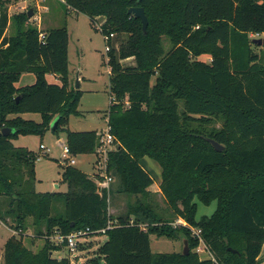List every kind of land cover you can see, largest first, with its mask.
Masks as SVG:
<instances>
[{
	"label": "trees",
	"instance_id": "trees-1",
	"mask_svg": "<svg viewBox=\"0 0 264 264\" xmlns=\"http://www.w3.org/2000/svg\"><path fill=\"white\" fill-rule=\"evenodd\" d=\"M61 1L66 12L85 14L93 26L99 17L100 32L114 35L106 51L111 98L106 117L116 147L107 153L106 169L117 179L116 194L136 200L124 214L111 215L108 190L71 164L63 166L66 191H35L38 156L12 138L42 135L55 118V130L65 132L70 153L79 156L96 155L99 136L96 130L68 128L69 116L80 113L82 91L69 82L67 27L39 30L27 11L8 16L6 0H0V128L14 129L0 133V220L6 223L7 214L10 227L21 230L5 241L3 264H72L68 250V256H53L63 247L49 237L86 228L91 231L86 238L106 236L86 264H260L264 45L252 35L264 37V0ZM133 6L144 10L145 31L140 18L128 12ZM127 59L133 64L125 65ZM22 72L33 73L35 81L16 86ZM47 74L60 83L47 81ZM24 113H39L41 120L25 119ZM208 139L223 149L215 150ZM144 157L160 167L159 189L169 216L153 210V178L141 165ZM196 200L216 207L196 220ZM57 202H63L61 213L54 210ZM28 218L44 241L36 251L22 236ZM178 218L186 225H173ZM108 224L105 232L92 233ZM190 227L200 229L214 260L195 251L200 242ZM151 234L186 238L189 252H153Z\"/></svg>",
	"mask_w": 264,
	"mask_h": 264
},
{
	"label": "rangeland",
	"instance_id": "rangeland-1",
	"mask_svg": "<svg viewBox=\"0 0 264 264\" xmlns=\"http://www.w3.org/2000/svg\"><path fill=\"white\" fill-rule=\"evenodd\" d=\"M6 12L8 16L21 11L31 10L32 14L29 17V22L37 26L39 30L47 29L48 27H67L70 39L69 51V70L73 78V86L76 82V68L80 67L82 74L86 77L79 84L78 88L82 91L78 110L79 115H70L68 120V128L73 131L82 130H97L104 129L106 126V112L109 107L110 92H109V66L107 64V54L105 50L106 41L104 35L97 28V22L102 20L98 17L94 26L89 18L83 13L75 11L66 12V8L61 0H6ZM12 33L11 25L8 26L5 32L6 36ZM262 36L252 35V38ZM165 51H168L170 44L167 38L163 41ZM200 60L208 61V55H200ZM125 65L133 64V60L123 62ZM80 76V74H79ZM81 78V76H80ZM47 81H56L54 77L47 76ZM35 81V75L30 72H22L16 86L29 85ZM58 83V82H57ZM22 117L25 119H33L40 121L39 113H24ZM51 121L49 129L42 135L40 134H18L12 138L15 146L26 147L37 154L35 161V183L34 188L37 192H53L67 190L66 184L62 181V172L64 162L60 158L62 146L65 144V132L63 130L52 129ZM48 149H40V145ZM95 160L94 154H83L75 156V164L82 171L94 174L96 166H93ZM141 165L149 172L153 178V183L149 187L152 192L153 210L163 216H169L170 210L159 189L160 167L154 160L144 157L141 160ZM113 180L110 183L108 190V211L111 215L117 216L124 214L126 206L129 202L133 203L136 196H126L116 194L115 188L117 179L111 175ZM116 194V195H114ZM197 212L196 220L202 216L210 215L216 203L212 202L205 205L199 200H196ZM2 212L6 209L5 205L1 207ZM55 212L61 213L64 210L63 202L55 204ZM5 222L0 223V264H3V248L5 241L13 234L10 226L13 223L12 217L5 214ZM18 235V234H15ZM24 243L33 251L38 250L43 239L35 233L34 227L31 224V218L26 221V228L22 234ZM106 239L105 235L88 236L85 240L91 244V248H87V243H81L72 251V264H86V260L92 256L93 250L103 243ZM83 241V240H82ZM80 246H84L80 247ZM150 247L153 252H177L182 250V242L178 239H168L166 237H157L154 234L150 235ZM83 248V249H81ZM65 255L69 253L66 248H62L57 252H53V256ZM264 255V254H263ZM264 261L262 257L261 262Z\"/></svg>",
	"mask_w": 264,
	"mask_h": 264
},
{
	"label": "built area",
	"instance_id": "built-area-1",
	"mask_svg": "<svg viewBox=\"0 0 264 264\" xmlns=\"http://www.w3.org/2000/svg\"><path fill=\"white\" fill-rule=\"evenodd\" d=\"M97 23L98 24L96 26L100 30L101 22L100 23L97 22ZM40 36L43 37L42 34ZM113 36L114 35L112 33L108 35H104V40L106 41V44H105L106 51L110 49V45L108 44V41L111 38H113ZM109 73H110V68L108 69V74ZM109 103H111V98L109 100ZM97 134L99 136V145L96 148V155H95V161H94V167L96 166V170L94 171V174L92 175L99 189L101 188L108 189L113 178L110 174L107 173V169H106L107 153L109 150L115 149L116 144H115L114 136L110 132V127L107 123V120H106L105 128L97 132ZM40 149H46V151H48V149L45 148V146H43L42 144L40 145ZM60 158L63 160L64 162L63 164H71V165L75 164V156H73L70 153V150L66 144L62 146V152H61ZM0 223L3 224L1 220H0ZM172 224L173 225H178V224L186 225V222L178 218ZM109 227H110V224H108L105 228L92 231V233L93 232L103 233ZM10 230L13 234H19L21 232L20 229L15 230V229L10 228ZM190 230H191L192 235L198 237L199 242H200L199 245L196 247L195 251L198 252V254L202 258H211L212 260H214L213 255L211 254L208 247L206 246V244L204 243V241L202 240L200 236V229L196 227H190ZM89 233H91V231L88 228L84 230H76L69 234H61L58 231H55L54 234H52L49 237V239L55 245L62 246L63 248H66L70 253H72V251L76 249L80 243H83L85 241L86 235H88ZM56 256L60 257L61 255H56Z\"/></svg>",
	"mask_w": 264,
	"mask_h": 264
},
{
	"label": "water",
	"instance_id": "water-1",
	"mask_svg": "<svg viewBox=\"0 0 264 264\" xmlns=\"http://www.w3.org/2000/svg\"><path fill=\"white\" fill-rule=\"evenodd\" d=\"M128 12L132 13L135 17L140 18L141 23H142V29H143V31H145L148 21H147V17H146V15L144 13L143 8L140 7V6H133V7L128 9ZM27 14H28V17H30L31 14H32L31 10H29ZM252 41L257 43V44L264 45V37L263 36L262 37H258V38H253ZM78 86H79V84H78V74H76L75 88H78ZM17 98H18V96H17ZM51 127H52V129L56 128V119L52 123ZM9 132H14V129L10 128V127H1L0 128V133L1 134L6 135ZM208 141L211 143V145L214 147L215 150L220 151V150L223 149V146L221 144H219L218 142L214 141L213 139H208ZM181 242H182L181 253L182 254H187L189 252L187 239L186 238H182ZM229 249L232 250L233 252L236 251V250H233L231 248H229ZM50 255H51V252H50Z\"/></svg>",
	"mask_w": 264,
	"mask_h": 264
},
{
	"label": "crops",
	"instance_id": "crops-1",
	"mask_svg": "<svg viewBox=\"0 0 264 264\" xmlns=\"http://www.w3.org/2000/svg\"><path fill=\"white\" fill-rule=\"evenodd\" d=\"M260 36H262V35H260ZM70 39H69V33H68V77H69V82H70V85H73V78L71 77V75H70V70H69V51H70ZM130 59H127V60H124V61H129ZM123 61V62H124ZM78 71L76 72V74H78V84H81L82 83V81L84 80V79H86V77L82 74V72H81V69H80V67H77L76 68ZM79 74H80V76H81V78H80V76H79ZM47 76H52V77H54V79L56 80V81H54V82H51V83H60V79H59V77L57 76V75H54V74H47L46 75V77ZM107 120V117H105V121ZM102 129H100L99 131H101ZM97 131V130H96ZM99 131H97V132H99ZM79 156H81V155H79ZM95 161V160H94ZM93 166H94V163H93ZM87 173H89V172H87ZM90 174V173H89ZM160 182V181H159ZM264 244H263V247H262V250H261V253H260V258L262 259V257H264ZM260 264H264V261L263 262H261Z\"/></svg>",
	"mask_w": 264,
	"mask_h": 264
}]
</instances>
